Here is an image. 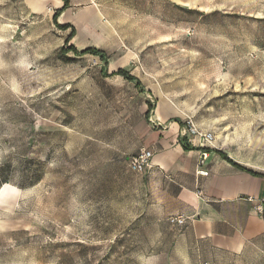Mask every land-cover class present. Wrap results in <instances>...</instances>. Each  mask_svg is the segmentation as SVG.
<instances>
[{
    "label": "rangeland",
    "instance_id": "374dc122",
    "mask_svg": "<svg viewBox=\"0 0 264 264\" xmlns=\"http://www.w3.org/2000/svg\"><path fill=\"white\" fill-rule=\"evenodd\" d=\"M39 2L0 0V264H264L190 248L130 166L191 120L264 172V0H72L69 43Z\"/></svg>",
    "mask_w": 264,
    "mask_h": 264
},
{
    "label": "crops",
    "instance_id": "0c3cea01",
    "mask_svg": "<svg viewBox=\"0 0 264 264\" xmlns=\"http://www.w3.org/2000/svg\"><path fill=\"white\" fill-rule=\"evenodd\" d=\"M52 1L56 11L65 3L64 0ZM31 2L34 6L40 4L39 0ZM71 6L72 0H69V6L58 17L60 24L70 23L66 12ZM82 39L80 33L77 43L81 47ZM88 47L95 46L77 48L82 51ZM147 147L154 150L153 164L141 175L148 183L150 196L163 198L154 201L162 204L167 219L172 215L188 217L182 227L190 248L209 247L216 253L235 258L264 252L263 171L251 168L226 150L207 147L201 139L185 136L179 120L159 130ZM203 153L207 155L205 159ZM223 154L258 175L238 167ZM199 190L202 195L198 194ZM260 206L262 211L258 209Z\"/></svg>",
    "mask_w": 264,
    "mask_h": 264
},
{
    "label": "built area",
    "instance_id": "2783aa9c",
    "mask_svg": "<svg viewBox=\"0 0 264 264\" xmlns=\"http://www.w3.org/2000/svg\"><path fill=\"white\" fill-rule=\"evenodd\" d=\"M189 125L186 127V134L201 139L207 147L215 141V135L211 131H204L197 127L193 121H188ZM154 157V150L151 148H142L137 154L133 155L130 159V166L137 172H143L149 168L152 164ZM207 157L206 153H203V158ZM202 191L199 190L198 194L202 195ZM262 211V207H258ZM188 217L185 215H172L169 217V221L177 225H184L187 222Z\"/></svg>",
    "mask_w": 264,
    "mask_h": 264
},
{
    "label": "trees",
    "instance_id": "16d2710c",
    "mask_svg": "<svg viewBox=\"0 0 264 264\" xmlns=\"http://www.w3.org/2000/svg\"><path fill=\"white\" fill-rule=\"evenodd\" d=\"M65 1V3H64V6L62 7V8H60V9H57V11H56V13H55V15H54V19H55V21H56V23L58 22V17H59V15L62 13V11H64L68 6H69V0H64ZM58 24H59V26L61 27V28H69V27H71L72 28V31H71V34H70V36H69V38H68V43L71 41V39L75 36V34H76V28H75V26L73 25V24H71V23H66V24H60L59 22H58ZM67 51H73L74 53H76V54H81V55H83V54H86V53H91V54H100V55H103L104 54V50H101V49H99V48H96V47H88V48H86V49H84V50H82V51H80L74 44H70L69 46H68V48H67ZM107 63V62H106ZM111 74L112 75H122L123 77H125L126 79H128V80H130V81H136V83H137V85H141L142 84V81L138 78V77H136V76H134L133 74H131L128 70H126V69H124V68H119V69H117V70H115V71H113V72H111ZM154 108V106H153V104H149V110H148V112H147V116H149V114H150V111L152 110ZM185 147L186 148H190V145L189 144H185ZM224 155V157L226 158V159H228L229 161H231V162H233L234 164H236L238 167H240V168H242V169H245V170H248L249 172H251V173H253V174H255V175H258V172H255V171H253V170H250V169H248V168H245V167H243V166H241L240 164H238V163H236V162H234L227 154H223Z\"/></svg>",
    "mask_w": 264,
    "mask_h": 264
}]
</instances>
